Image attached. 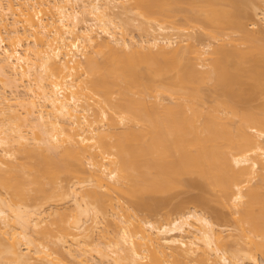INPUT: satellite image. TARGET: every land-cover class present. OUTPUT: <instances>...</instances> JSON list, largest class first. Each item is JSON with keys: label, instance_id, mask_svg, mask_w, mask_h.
I'll use <instances>...</instances> for the list:
<instances>
[{"label": "bare ground", "instance_id": "bare-ground-1", "mask_svg": "<svg viewBox=\"0 0 264 264\" xmlns=\"http://www.w3.org/2000/svg\"><path fill=\"white\" fill-rule=\"evenodd\" d=\"M227 1L198 17L185 0H0V264H261L264 111L236 94L264 80V0ZM207 81L226 96L206 112ZM186 173L235 233L190 206L132 211Z\"/></svg>", "mask_w": 264, "mask_h": 264}, {"label": "rangeland", "instance_id": "rangeland-1", "mask_svg": "<svg viewBox=\"0 0 264 264\" xmlns=\"http://www.w3.org/2000/svg\"><path fill=\"white\" fill-rule=\"evenodd\" d=\"M244 1V0H243ZM243 1H241V2H243ZM252 1H255V0H250V2H252ZM244 2H246V1H244ZM248 2V1H247ZM256 2V1H255ZM251 3V4H257V3ZM183 3V2H182ZM182 3H180L179 4V7L182 5ZM247 4V3H246ZM228 5H230L229 3H228V1L227 0H185V3L183 4V6H181L180 8H184L187 12H191V13H195V14H197L198 12H200V11H203V13L204 12H207V10H213V11H215V12H213L214 14L215 13H217V12H219V13H217L219 16L218 17H221V15H223V11L222 10H224V9H228ZM248 5V8L250 7V5H249V3L247 4ZM247 5L246 6H244L243 8H245V7H247ZM246 9V8H245ZM182 11H183V9H181ZM193 11H195V12H193ZM196 11H197V13H196ZM247 11H248V9H247ZM210 12V11H209ZM222 12V13H221ZM184 13V11L181 13V14H183ZM212 13V12H211ZM250 13V12H249ZM208 14V13H207ZM202 16V13L201 14H197V16L198 17H200V16ZM130 16V15H129ZM182 16V15H181ZM216 16V15H215ZM131 17V16H130ZM179 17H180V15H179ZM253 16L251 15V13H250V15H249V17H248V20H246V23L248 24H250L251 22H252V20H253ZM180 19V18H179ZM177 21H178V19H177ZM254 21H255V19H254ZM131 22V21H130ZM258 23V22H257ZM132 25H134V24H136V23H131ZM126 25V24H125ZM128 25V27H126V29L127 28H129L128 29V31L130 30V26H129V24H127ZM179 25V27L180 28H182V29H186L187 28V30L189 29L190 31H191V29H193L191 32H193L197 37L199 36L200 37V39L202 38V40L201 41H206V40H209L210 41V39L208 38H206V39H204L203 40V38L205 37V34L206 33H204L205 31L207 32L208 31V29L206 28V27H204V28H206V29H203L202 27L203 26H201V23L199 24V23H196L193 27H189L187 24H185L184 23V21H182V19H181V21L179 20L178 21V24H177V26ZM256 25V24H255ZM258 26V24L256 25V26H251V30L252 31H254L255 30V28H258L257 27ZM260 26H261V24H260ZM132 27V26H131ZM145 27V26H144ZM262 27V26H261ZM133 28V27H132ZM209 28V30L211 29L210 27H208ZM135 30V29H134ZM134 30H132L133 32H132V34L134 33V36L136 35H138V34H136V32L134 31ZM204 30V31H203ZM212 30V29H211ZM203 31V32H202ZM221 31H222V29H221ZM221 31H219L218 30V32L217 33H221ZM226 31H227V29L226 30H224V32L226 33ZM228 31H229V29H228ZM227 31V32H228ZM203 33L204 35V37L203 36H201V35H199V34H201V33ZM138 33V32H137ZM229 33H232V32H229ZM233 35H234V32L232 33ZM220 34H217V36H218V38L219 37H225V36H223V33H222V35H220ZM207 36V35H206ZM198 37V38H199ZM221 37V38H222ZM196 39V37H195V39L196 40H198V41H200L199 39ZM220 38V39H221ZM210 42H212V40L210 41ZM219 42V41H218ZM214 43L216 44V42L214 41ZM212 44H213V42H212ZM242 46H244V45H242ZM213 47H214V44H213ZM210 50H212V49H210ZM209 52V51H208ZM207 55V54H206ZM210 55V54H209ZM211 56V55H210ZM249 61V60H248ZM250 61H252V60H250ZM251 63V62H250ZM252 63H253V61H252ZM243 64H244V62H243ZM244 65H246V66H249L250 67V69H252L251 68V66H250V64H249V62H245V64ZM243 65V67H246V66H244ZM252 65V64H251ZM253 66V65H252ZM263 67L261 66L260 67V70L262 69ZM245 69V68H244ZM255 70V69H254ZM263 70V69H262ZM247 71V70H246ZM249 71V70H248ZM247 71V72H248ZM251 75L252 73L249 71V73H248V75ZM255 74V73H254ZM260 80V79H259ZM259 80H258V83L259 84H262V82H264V80L260 83L259 82ZM249 82V81H248ZM252 82H254V87L252 86L253 85V83H252V85H251V83L249 82L248 83V85H250V87L252 86V89L253 90H255L254 92H252L253 90L247 85V87L245 86L244 87V89H243V92L245 91L246 92V90H247V93L246 94H242V93H240V95H238V93L236 94V91H234V94H232L231 96H229V100H233L234 98H236L237 96L238 97H240L241 96V98H243L244 97V99L246 98L248 101V104H247V102L244 100L243 102H246L245 104L246 105H248V106H251V105H253L254 106V108H252V109H254V110H250L249 112H251V111H255L256 110V108H257V106L258 107H261V108H258L256 111H258L259 109L260 110H262L261 112H263L264 111V109H263V107H262V103L264 104V94H261L262 92L261 91H263V90H261V88L259 89V87L256 85V84H258L257 83V81H256V84H255V81H252ZM213 82L211 81H207L206 83H204V84H201L205 89H201V90H203L202 91V94H203V100H204V97H205V99H206V102H204V104L206 103V105H204V110H206V112L208 111L207 109H206V107L207 108H210L211 109V107H213L214 106V102L213 101H211V98H212V94H214V92L216 91V90H214L215 88L213 87L214 86V84H212ZM264 84V83H263ZM201 86V87H202ZM235 88H234V90L235 89H237L236 88V86H234ZM256 87V89H254ZM246 88V89H245ZM248 88H249V90L251 91H249L248 90ZM259 90H258V89ZM214 90V91H213ZM217 92V91H216ZM215 92V95H217V93ZM264 92V91H263ZM219 93H221L220 91H219ZM219 93H218V96H216L217 97V99H218V97L220 98V99H222L223 98V96H224V94L223 95H219ZM235 94L237 95L236 97H234L235 96ZM234 95V96H233ZM226 96V95H225ZM224 96V97H225ZM233 96V98L232 99H230L231 97ZM237 97V98H238ZM213 100H216V98H215V96H214V98H212ZM219 99V100H220ZM224 99V98H223ZM227 99H228V95H227ZM226 98H225V101L224 102H226V100H227ZM239 99V98H238ZM219 100H216V101H219ZM235 100V99H234ZM243 100V99H242ZM205 101V100H204ZM228 101V100H227ZM238 101V100H237ZM221 102V101H220ZM224 102H221V103H224ZM242 102V101H241ZM216 103V102H215ZM250 103H251V105H250ZM237 104L239 105L240 103H236V106H237ZM216 105H218L217 103H216ZM244 106L242 103L239 105V106H237V107H239V109H240V107H247V106ZM220 106V105H219ZM223 106H225L224 104H223ZM223 106L221 107L223 110H224V108H223ZM264 106V105H263ZM214 107H216V106H214ZM236 107V108H237ZM244 107H243V109H244ZM252 107V106H251ZM217 109H218V107H216ZM226 108V110H227V107H225ZM212 109H214V108H212ZM221 109V110H222ZM228 109H229V107H228ZM247 109V108H246ZM245 109V110H246ZM248 109H250V108H248ZM219 110H220V108H219ZM230 110V109H229ZM228 110V111H229ZM245 110H243V111H245ZM143 111H145V110H143ZM150 111V110H149ZM147 112V110L144 112V113H147L149 116H152V113L153 114H156L157 116H162L161 114L163 113V111H164V115L162 116L163 117V121L161 120L162 118L160 117V119H159V121L161 120V123L163 122V123H165V121H164V119H166V116H168L167 114H169L170 113V115H171V113H172V115H173V112H167V110L165 111V110H161L162 112H160L159 110V112L157 111L156 112V110L153 112V111H151V112ZM203 111V110H202ZM201 111V112H202ZM211 111V110H210ZM216 111H218V110H216ZM216 111H214L213 110V112H215L216 113ZM240 111V110H239ZM167 112V113H166ZM219 112H221V111H218V115H216L217 117H221L222 115H220V114H222V112L219 114ZM245 112H248V111H245ZM259 113H260V111H258ZM137 113H142V112H140V111H138ZM144 113H142L141 114V117L143 118V116L145 115ZM161 113V114H160ZM185 113V112H184ZM203 113H204V111H203ZM202 113V114H203ZM210 113V112H209ZM257 113V112H256ZM134 114H136L135 112H134ZM151 114V115H150ZM160 114V115H159ZM165 114H166V116H165ZM175 114V113H174ZM188 114H189V112H188ZM210 114H212V113H210ZM214 114V113H213ZM137 115V114H136ZM135 115V116H136ZM155 115V117H157ZM169 115V116H170ZM176 115H178L177 113H176ZM205 114H203V116H204ZM207 115V114H206ZM220 115V116H219ZM227 115H229V114H227ZM147 115H145V117H146ZM215 116V117H216ZM233 116H235V115H233ZM137 117V116H136ZM138 117H140V114H139V116ZM137 117V118H138ZM141 117H140V120H141ZM144 117V118H145ZM159 117H157V118H159ZM205 117V116H204ZM211 117H212V115H211ZM229 117H231V115L229 116ZM207 119H208V117H206ZM213 118V117H212ZM205 119V118H204ZM207 119H205V120H207ZM228 119H230V118H228ZM235 119H237L236 117H235ZM235 119H230V121H231V123L234 125L235 123H233V121L235 120ZM144 120V119H143ZM213 120V119H212ZM214 120H216V118L214 119ZM220 120V119H219ZM233 120V121H232ZM135 121V120H134ZM142 121V120H141ZM230 121L228 122V120H227V122L229 123V124H231L230 123ZM237 121V120H236ZM139 121H137V123H138ZM222 122V121H221ZM227 122H225L224 121V123H226V124H224V125H227L228 123ZM235 122V121H234ZM141 123V122H140ZM218 123H220V121L218 122ZM232 125V126H233ZM223 126V125H222ZM221 126V127H222ZM228 126V125H227ZM216 127H218V126H216ZM225 127V126H224ZM220 128V127H219ZM170 153V152H169ZM168 155H170V157H172L171 155H172V153H170V154H168ZM175 154L173 153V156H174ZM165 157H167V156H165ZM164 157V158H165ZM163 158V159H164ZM174 158H176L177 160H178V158L177 157H174ZM166 159V158H165ZM170 159V158H169ZM173 158H171V160H172ZM177 160H176V162H177ZM165 161V163H167L166 162V160H164ZM167 161H168V159H167ZM172 164H171V163ZM179 162V161H178ZM162 163H164V162H162ZM170 163V165L169 166H175V164H173V163H175V161H168V164ZM167 164V165H168ZM178 164V163H177ZM207 165H208V163H206ZM205 164V165H206ZM205 165H203L204 167H205ZM206 165V166H207ZM151 169V168H150ZM149 169V170H150ZM153 169V168H152ZM206 169H207V167H206ZM205 169V170H206ZM166 171H168V170H166ZM151 172V171H150ZM154 172V171H153ZM192 173H194V172H192ZM196 173V172H195ZM198 173V172H197ZM185 174V173H184ZM200 174H198V176H199ZM198 176H196V175H187V173H186V175H183L182 174V177H181V180L183 179V183L180 185V186H173V188H171V189H169V191H167V192H164V193H162V194H155V195H153L155 198H162L163 199V201L160 203V205L158 206V208H156V211L155 212H153V213H146V212H144V211H140V210H138L135 206H134V204H133V206L135 207H133V209H132V211L134 212V213H136V215H138L139 217H143V215L145 216V215H150V216H152L154 219H156V218H159V219H162V217L164 216V214H166V212H171V211H174V210H176V208L178 207V206H180V207H193L194 209H197L198 211H201V212H203L204 214L206 213V215H209V217H212V220H214V218L215 219H217V223L218 222H222L221 224H223V223H230V221H231V219L229 220L228 218H226V210L224 209V207L222 206H220L219 204L220 203H216V201H214V200H212L213 198H215V197H211V195L213 194V196H215L214 195V193H211V191L206 187V185H205V183H204V181H203V178L201 177V175L198 177ZM190 179H193V180H197V184H196V186H194V185H192V186H190V185H188V184H186L185 185V181H187L188 182V180H190ZM192 180V181H193ZM196 180H195V182H196ZM198 180H199V182H198ZM183 185V186H182ZM194 186V187H193ZM210 191V193H211V195H210V193L208 194V192ZM201 194H203V198L205 197V195L207 194L208 196H210L209 198H212V199H208V196L207 197H205V198H207V200L205 199H202V195ZM151 195V194H150ZM150 195H149V197H150ZM152 195H151V197H152ZM201 195V199H198L199 197L198 196H200ZM147 197H148V195H147ZM125 200H126V202H128V204H130L129 202L130 201H127V198H124ZM129 200H130V198H128ZM198 200H200V202L198 201ZM203 202H202V201ZM131 205H132V202H131ZM185 205V206H184ZM216 212H218V213H221V214H225V215H223V216H225L224 218L223 217H216V215H215V213ZM162 214V215H161ZM228 214V213H227ZM161 215V217H159ZM166 217V216H165ZM215 221V220H214ZM226 224H224V225H226ZM228 224H227V226H228ZM231 224V225H230ZM229 225L231 226L229 229H231V228H233L232 226V222L230 223ZM234 230V228L231 230V232L233 233H235V231H233ZM263 256H264V254H263ZM262 255H259L258 254V256L257 257H259V263L261 262V264L263 263L262 261H264V257H263ZM261 257H263L262 258V261H261Z\"/></svg>", "mask_w": 264, "mask_h": 264}]
</instances>
